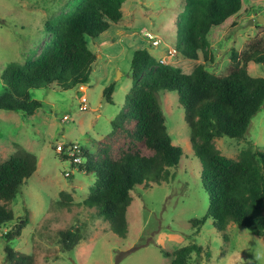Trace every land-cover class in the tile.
Here are the masks:
<instances>
[{
	"label": "rangeland",
	"instance_id": "obj_1",
	"mask_svg": "<svg viewBox=\"0 0 264 264\" xmlns=\"http://www.w3.org/2000/svg\"><path fill=\"white\" fill-rule=\"evenodd\" d=\"M252 2L259 6L225 39L233 17L210 31L205 64L213 73H227L233 49L240 52L253 39L264 42V22H258L259 16L264 17V0H243V5ZM77 4L78 0H0V93L3 68L9 62L23 64L37 56L48 42L45 22L76 10ZM184 4L185 0H124L121 20L88 39L96 60L87 84L29 90L32 99L42 102L32 115L0 110V160L13 153L16 145L37 157L36 170L9 204L14 219L1 227L6 232L26 215V225L10 246L32 254L35 264H168L172 258L164 251L191 243L199 245L200 251L189 255V264H264V236L229 223L224 240L213 227L201 164L193 155L190 130L175 91L160 89L157 96L167 132L172 143L182 148V156L178 165L169 169L167 178L130 192L124 238L83 203L94 188V176L69 166L54 150L57 142L75 141L94 153L96 143L112 130L111 120L127 109L126 96L133 83L130 61L135 50L147 49L158 62L164 57L160 64L180 65L184 72L196 65L197 61L180 55L165 57L167 46L181 48ZM146 32L160 37L162 43L149 45ZM199 62H203L201 53ZM250 73L264 77V67L251 62ZM109 85L113 86L111 100L104 102L103 91ZM83 105L84 109L80 108ZM214 144L221 154L233 159L246 148L264 149V105L243 139L223 136L214 138ZM68 167L72 173L66 175ZM61 192L68 194L71 202H63ZM205 216L202 225L192 227L191 219ZM75 227L82 239L70 251H61L58 231ZM1 233L0 264H6Z\"/></svg>",
	"mask_w": 264,
	"mask_h": 264
},
{
	"label": "trees",
	"instance_id": "obj_2",
	"mask_svg": "<svg viewBox=\"0 0 264 264\" xmlns=\"http://www.w3.org/2000/svg\"><path fill=\"white\" fill-rule=\"evenodd\" d=\"M123 2L78 0L76 10L47 20L48 42L40 53L23 64L13 61L3 68L0 110L32 115L42 102L32 99L29 90L87 84L96 60L88 39L121 20ZM255 6L259 4L243 5V0H185L180 16L183 41L181 48L175 49L177 57L197 61L189 72L180 65L160 64L147 49L133 52L127 109L111 120L112 130L96 143L94 153L83 147L85 162L79 165L80 171L94 176V188L83 203L93 208L95 215L107 219L119 237L124 238L128 231L130 192L139 185L167 178L169 169L177 166L182 156V148L172 143L166 129L157 96L160 89L175 91L183 108L190 146L201 164V181L209 193L208 215L213 227L224 240L229 223L264 236V149L246 148L233 159L221 154L214 144V138L223 136L243 139L252 118L264 105V77L250 73L251 62L264 67V42L253 39L240 52L233 49L226 74H215L205 64L210 31L223 27L233 17L225 39L241 27ZM200 53L203 62H199ZM112 91V85L104 89L107 101ZM36 168V155L20 145L0 160V232L6 264H35L32 254L10 246L26 225V215L6 232L1 227L14 219L9 204ZM61 200L71 202L66 193L61 194ZM206 218H193L190 223L195 228ZM57 235L63 252L82 239L77 227L59 230ZM199 251L200 246L191 243L163 253L172 258L168 264H189V255Z\"/></svg>",
	"mask_w": 264,
	"mask_h": 264
},
{
	"label": "built area",
	"instance_id": "obj_3",
	"mask_svg": "<svg viewBox=\"0 0 264 264\" xmlns=\"http://www.w3.org/2000/svg\"><path fill=\"white\" fill-rule=\"evenodd\" d=\"M146 40L148 41L149 45L152 46H158L162 43L161 38L155 35H152L149 32H146ZM176 56V49L172 46H167L166 56L165 57H172ZM160 63L165 62L164 57L159 59ZM85 101L84 99L81 100ZM85 105L80 106V108L84 109ZM68 116H64L63 119H67ZM54 150L57 154L62 155L64 160L68 162L69 166H74L76 168L79 167L80 164H83L85 162L83 147L75 142V141H67V142H57L54 145ZM72 173V169L69 167L66 170V175H69Z\"/></svg>",
	"mask_w": 264,
	"mask_h": 264
},
{
	"label": "water",
	"instance_id": "obj_4",
	"mask_svg": "<svg viewBox=\"0 0 264 264\" xmlns=\"http://www.w3.org/2000/svg\"><path fill=\"white\" fill-rule=\"evenodd\" d=\"M258 22H264V17L263 16H259L258 18ZM252 23V21H251ZM106 101V96L104 97V102ZM103 105V104H102Z\"/></svg>",
	"mask_w": 264,
	"mask_h": 264
}]
</instances>
